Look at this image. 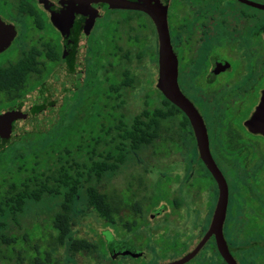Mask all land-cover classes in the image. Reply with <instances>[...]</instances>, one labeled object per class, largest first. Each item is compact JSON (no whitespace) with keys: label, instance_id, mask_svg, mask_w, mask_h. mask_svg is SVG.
I'll return each instance as SVG.
<instances>
[{"label":"flooded vegetation","instance_id":"af4514ba","mask_svg":"<svg viewBox=\"0 0 264 264\" xmlns=\"http://www.w3.org/2000/svg\"><path fill=\"white\" fill-rule=\"evenodd\" d=\"M159 1L166 7L171 47L177 60L178 86L202 116L211 154L227 184L230 179L226 168L233 163L242 168L258 165L255 175L258 174L264 168L258 161L264 157L258 158L262 151L256 141H264V135L253 132L260 130L248 121L257 111L264 94V19H259L257 13L262 8L254 5L258 3L255 0ZM115 2L0 0V72L5 69L16 77L19 70L27 71L24 86L30 78L47 73L38 85L58 67L69 31L77 26L78 33H81L80 23L84 18L86 24L70 81L76 78L75 84L82 86L88 71L95 72L96 76L105 73L112 89L109 98L112 102L116 100L111 106L112 114L116 116L112 118L114 124L125 116L122 110L129 89H135L141 83L142 76L131 70L129 62L131 59L138 62L146 59L148 87L143 91L144 106L136 113L142 112L147 105L161 110L165 96L157 87L159 55L155 25L145 11L135 7H117ZM102 41H105V50L100 49ZM99 55L104 56L98 59ZM78 72L82 73L78 76ZM126 77L133 79L134 86H129V82L124 84ZM69 91L70 87L66 93ZM1 97L0 91V101ZM177 116L179 114L174 117L178 119ZM124 118V124H129L130 117ZM263 121L262 118L260 126H264ZM178 127L177 131H192L189 120L185 127H180V124ZM159 137L160 134L156 139ZM151 145H142L132 154L135 166L141 165L144 173L152 166L165 167L156 154L159 153L157 149L152 150L153 155L146 154ZM191 150L194 155V148ZM145 155L158 158L159 163ZM193 165H197V169L203 167L209 176L203 162L198 163L194 156L184 165L188 174L190 170H197L191 169ZM161 173H165L168 191L138 190L146 179L138 174L130 176L129 184L132 182L135 186H129V192L123 199L114 193L108 195L111 208L106 219L107 264H171L189 254L201 241L214 211L217 192L211 200L206 192L208 186L194 188L187 180L188 174L180 186L171 187L180 176L172 178L167 171ZM161 173L156 184L162 183ZM212 181L217 190L215 180ZM243 197L254 210L260 209L264 214V197L257 200L251 193L243 194ZM258 202H261V208ZM233 210V197L228 186L223 235L229 247L237 249L242 244L232 245L227 239L229 216ZM236 249L231 252L238 262L234 253ZM181 264L227 263L212 235Z\"/></svg>","mask_w":264,"mask_h":264},{"label":"trees","instance_id":"16d2710c","mask_svg":"<svg viewBox=\"0 0 264 264\" xmlns=\"http://www.w3.org/2000/svg\"><path fill=\"white\" fill-rule=\"evenodd\" d=\"M26 75L27 71L19 70L16 77H13L9 71L1 70L0 91L8 102L1 104L0 108L14 103L26 90L36 86L28 88L23 85ZM101 76L88 71L82 85L84 97L90 105L88 113L96 125L87 129L75 126L78 118H89L88 115L81 116V104L78 102L82 96L78 97L80 90L77 83L65 96L60 97L59 103L57 101L41 106L28 116L35 118V128L23 121L15 138L8 139L0 135V176H3L4 181L0 183L1 242L11 250L14 245L25 242V237L19 238L7 231L10 222L16 223L18 216L31 204L48 199L56 205L52 215L55 235H51L46 245L50 251L40 252L35 248L30 264H55L50 255L51 250L61 245H66L71 255L83 251L92 252L96 248L94 244L87 239L70 236L72 211L75 209L73 204L81 197V192L84 190L86 207L95 210L106 223L111 205L108 195L98 187L105 174L111 176L117 173L135 150L142 145L153 144L161 133L163 119L179 114L177 118L180 127L188 125V119L181 110L163 97L161 110L147 105L142 112L130 116L129 124H124L125 116H121L114 126L112 118L116 116L112 114L111 106L113 107L116 100H110V83L105 73L104 77ZM124 81V84L129 82V86H134L131 77L124 78ZM65 97L67 103L63 101ZM67 105L72 108L65 113L64 108ZM68 118L70 120L65 123ZM185 132L194 142L192 131ZM64 135L68 137L65 143L62 140ZM169 137L172 138V135ZM193 148L195 159L202 164L195 144ZM191 169H197V165H193ZM209 178L213 180L210 173ZM4 184L7 185L6 188H3ZM228 241L232 244L229 239ZM253 246L255 244L251 247ZM251 247L235 250L243 252L242 259L237 255L239 264L257 263L260 253L254 255Z\"/></svg>","mask_w":264,"mask_h":264},{"label":"rangeland","instance_id":"374dc122","mask_svg":"<svg viewBox=\"0 0 264 264\" xmlns=\"http://www.w3.org/2000/svg\"><path fill=\"white\" fill-rule=\"evenodd\" d=\"M255 1L258 3H264V0ZM257 13L259 19L263 20L264 9H258ZM100 49H106L105 41H102ZM99 52L101 51L99 50ZM103 56L104 55H99L98 59H101ZM129 65L132 71L137 72L142 77L140 79V85L137 88L129 89L128 91L126 104L122 110L127 117L132 116L138 112L142 106H144L143 91H145L148 87V83L146 81V71L148 67L147 60L143 59V61L138 62L136 59H131ZM81 73L82 72H78L77 75L79 76ZM46 74L47 73H43L37 78H30L27 81L26 86L30 88L32 85H36L39 79L42 76H46ZM75 80L76 78L72 79L70 83H68V87H70V89H73L76 86ZM78 88V90H80L78 97L82 96L81 100L78 98V103L81 104V116L88 115L89 118H78V120L75 121V126L87 129L88 127H92V125H96V123L92 120L91 114L88 113L90 105L86 102L87 98L84 97V91L81 84L78 85ZM66 94L67 93L62 96H65ZM63 101L64 103H67V97H65ZM7 102L8 99L2 96L0 103L3 105ZM55 102L59 103L60 98H58ZM77 106L79 108V104H77ZM71 108L72 106L67 105L64 108L65 113ZM69 120L70 118L66 119L65 123ZM24 122L28 124V126L35 128L36 122L34 117H27ZM178 126V119L174 116L163 119L161 121L160 137L154 141L153 145L147 148L148 152H146V154L149 155H153V149H157L159 151V153L157 152L156 154H159L161 157V163L165 164V167L161 168L159 165L157 168H154L155 166H152L147 173H144L140 169L141 165L135 166L136 163L133 162V157L131 155L126 160V163L123 164L117 173L112 175V177L108 173L105 174L101 183L98 185L99 190L103 191L107 195L114 193L117 198L121 197L123 199L125 195H127V192H129V186H135L132 182L129 184L131 179L130 176L139 174L141 176H145L146 179L145 181L143 180V187L141 186L138 190L147 192L168 191L164 180L165 173H161L164 171L170 173L172 178L180 176V179L174 181L171 184V187L176 188L180 186L182 179H184L185 175L188 174V169L184 165L194 156L191 150L194 142L188 137L185 131H177L179 128ZM209 132L213 133V131ZM217 133L219 134L220 131H217ZM169 135H172V138H170ZM62 140L63 143H65L67 142L66 140H68V137H65V135L64 137L62 136ZM256 142L262 151V153L258 155V158H263L264 141H262V139H258ZM216 143H218V141ZM216 148L218 149V144H216ZM141 156L144 157L143 154H141ZM146 158L149 159L151 157L148 158L146 156ZM151 160H155L159 163L158 158H151ZM258 164L263 166L264 159H260ZM153 165H156L155 162H153ZM258 167V165H255L252 168H242L234 165L233 163L226 168L230 179L228 185L229 191L232 193L233 208L235 209L229 216V226L227 228V237L232 244L241 245L242 243L243 245L244 243L264 242V214L260 209L257 211L254 210L253 205L247 203V200L243 197V194L247 193H251V195L257 198V200L260 197L261 199L264 197V168L260 169L258 174L255 175ZM160 173L163 175L161 178L162 183L156 184L155 181L159 177ZM254 176H256L255 183H253ZM2 179L3 176H0V183L4 182ZM187 180L192 183L194 188L195 186L198 188V186L207 185L208 187L206 188V192L210 194V199L213 200L215 198L217 192L216 186L209 178L208 173L203 167L195 171L190 170ZM247 184L249 186L245 191L244 188ZM2 186L3 188L7 187L5 184ZM83 198H85L84 190L81 192V197L73 204L75 209L72 211L70 236L73 238L87 239L89 242L94 244L96 248L90 253L83 251L71 255L66 245L58 246L55 250H51L52 254H50L55 264H107L105 255V234L107 225L95 210L88 209L86 207V201ZM258 205L259 208H261V202H258ZM55 208V202H51V200L47 199L37 204H31L18 216V221L16 223L10 222L7 233L19 238L25 237V242L14 245L13 250H11L8 245L2 243L0 240V264H30V258L32 254H34L35 248L39 249L40 252L43 250H49L46 246L47 242H49L51 235H55V230L52 226V215L56 210ZM249 231L250 233H248ZM250 249L254 250V255H258V253H260V258L256 264H264V247L262 248L261 246L255 244V246ZM237 255L240 259H242L241 256L243 255V252L236 251L235 256L237 257Z\"/></svg>","mask_w":264,"mask_h":264},{"label":"water","instance_id":"95a60500","mask_svg":"<svg viewBox=\"0 0 264 264\" xmlns=\"http://www.w3.org/2000/svg\"><path fill=\"white\" fill-rule=\"evenodd\" d=\"M115 1L114 6L139 8L151 17L158 37L159 79L157 87L165 98L176 105L189 120L195 139L197 154L217 184V199L214 205V211L209 226L201 241L189 254L171 264H181L191 258L212 235H214L217 249L226 263L239 264L231 252L236 248L229 247L223 235V223L226 217L228 203V184L211 154L208 133L202 116L178 86L177 60L171 47L166 7L163 6L159 0ZM254 5L264 9L263 4L255 3ZM82 12H84V7L82 8ZM85 14L82 15V17H84ZM85 24L86 22L83 18L80 23L81 33H78L77 26L76 28L73 26L69 31L61 61L58 67L50 73L49 76L24 93L16 102L0 109L1 136L8 139L15 138L18 134L19 125L31 113L41 106L54 103L67 92L68 83L76 67L78 47L84 32ZM262 118L264 119V94L257 111L251 120L248 121V124L257 125V129L260 130L253 132H260L264 135V126H260L259 123ZM253 244L264 247V242H252L243 244L237 248H249Z\"/></svg>","mask_w":264,"mask_h":264}]
</instances>
